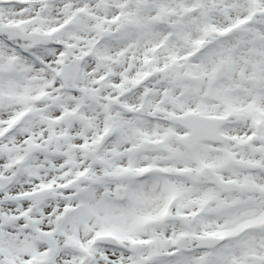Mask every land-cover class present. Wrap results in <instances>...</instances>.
I'll return each mask as SVG.
<instances>
[{
	"label": "snow or ice",
	"instance_id": "6c2138e0",
	"mask_svg": "<svg viewBox=\"0 0 264 264\" xmlns=\"http://www.w3.org/2000/svg\"><path fill=\"white\" fill-rule=\"evenodd\" d=\"M0 264H264V0H0Z\"/></svg>",
	"mask_w": 264,
	"mask_h": 264
}]
</instances>
